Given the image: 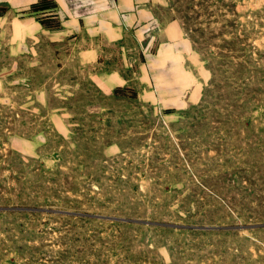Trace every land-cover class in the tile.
<instances>
[{"label": "rangeland", "instance_id": "obj_1", "mask_svg": "<svg viewBox=\"0 0 264 264\" xmlns=\"http://www.w3.org/2000/svg\"><path fill=\"white\" fill-rule=\"evenodd\" d=\"M165 1L169 75L129 39H13L32 6L0 4V264H264V0Z\"/></svg>", "mask_w": 264, "mask_h": 264}, {"label": "crops", "instance_id": "obj_2", "mask_svg": "<svg viewBox=\"0 0 264 264\" xmlns=\"http://www.w3.org/2000/svg\"><path fill=\"white\" fill-rule=\"evenodd\" d=\"M36 1L0 0V4H6L12 11H21L29 9ZM51 1L53 5L43 9L31 8L25 14L17 12L9 22L11 38L25 41L29 37L44 35L52 41L77 39L86 43L82 52L89 56L88 62L102 60L103 64L110 59L108 45L126 43L129 39L131 44L141 48L144 45V61L137 66L140 72L142 69L146 72L154 70L163 74L168 72L167 75L174 65L173 60H182L191 47L179 20L173 15L163 17L167 8L165 0ZM43 18L51 24L45 25ZM152 43L156 45L154 50L145 53L147 45ZM127 58L135 60L134 55ZM106 65L102 71L92 74L98 87H115L125 81L120 68Z\"/></svg>", "mask_w": 264, "mask_h": 264}, {"label": "trees", "instance_id": "obj_3", "mask_svg": "<svg viewBox=\"0 0 264 264\" xmlns=\"http://www.w3.org/2000/svg\"><path fill=\"white\" fill-rule=\"evenodd\" d=\"M52 1L51 0H48V1H45V0H37L36 2H34L31 6H32V9L33 10H37V9H43V8H46L48 6H52Z\"/></svg>", "mask_w": 264, "mask_h": 264}]
</instances>
